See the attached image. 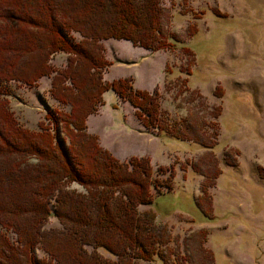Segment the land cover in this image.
<instances>
[{
  "label": "rangeland",
  "instance_id": "obj_1",
  "mask_svg": "<svg viewBox=\"0 0 264 264\" xmlns=\"http://www.w3.org/2000/svg\"><path fill=\"white\" fill-rule=\"evenodd\" d=\"M161 5L162 31L176 45L151 50L103 39L109 63L102 80L126 77L134 88L156 90L159 128L178 138L143 126L130 101L112 89L87 116L86 130L119 160L147 156L155 171L174 172L170 191L138 206L155 212L160 256L152 264H264V0ZM65 35L73 43L81 38L72 30ZM67 55L55 52L49 62L62 68ZM51 76L33 84L2 81L0 101L18 126L37 131L40 123L48 125L67 145L60 123L56 130L45 118L69 109L51 95ZM203 182L209 183L206 194ZM69 187L83 190L75 182ZM53 226L60 223L50 216L44 228ZM0 231L14 240L10 229L0 225ZM33 255L47 257L40 247Z\"/></svg>",
  "mask_w": 264,
  "mask_h": 264
},
{
  "label": "trees",
  "instance_id": "obj_2",
  "mask_svg": "<svg viewBox=\"0 0 264 264\" xmlns=\"http://www.w3.org/2000/svg\"><path fill=\"white\" fill-rule=\"evenodd\" d=\"M161 15V0H0V83L52 75L51 95L69 104L45 116L56 130L60 123L63 145L48 125L18 126L0 101V225L15 235L0 231V264H152L159 255L155 212L138 206L170 191L174 172L155 171L147 156L119 160L86 130V119L112 89L143 126H161L156 90L134 88L126 77L102 80L109 60L101 43L113 37L171 48L177 40L164 35ZM71 30L79 41L67 39ZM58 51L68 55L55 69L49 61ZM208 185L201 184L203 194ZM50 216L60 227L44 228ZM35 247L47 257L37 260Z\"/></svg>",
  "mask_w": 264,
  "mask_h": 264
}]
</instances>
